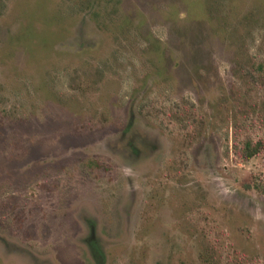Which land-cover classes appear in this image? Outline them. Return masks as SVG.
I'll list each match as a JSON object with an SVG mask.
<instances>
[{"label": "rangeland", "instance_id": "rangeland-1", "mask_svg": "<svg viewBox=\"0 0 264 264\" xmlns=\"http://www.w3.org/2000/svg\"><path fill=\"white\" fill-rule=\"evenodd\" d=\"M263 60L264 0H0V264H264Z\"/></svg>", "mask_w": 264, "mask_h": 264}, {"label": "trees", "instance_id": "trees-1", "mask_svg": "<svg viewBox=\"0 0 264 264\" xmlns=\"http://www.w3.org/2000/svg\"><path fill=\"white\" fill-rule=\"evenodd\" d=\"M248 65H251V70H249V72L247 73L248 76L250 77L248 79V83H252V82L257 83V80L264 81V60L257 62V65L252 64V61H251ZM253 73H256V74L253 75ZM237 93L238 92H236V94ZM189 116L190 117L185 115V119H183V118L177 117L176 115H171V118L174 121L178 123L179 122L184 123L182 128L186 131V135H190L188 134L190 127L188 124H185L187 123L186 121H189V120L196 121L195 115L190 114ZM234 138H235V141L233 143L234 153L236 156L240 157L241 159L247 160L251 158L252 156H254L255 154L259 153V151L264 148L263 138L259 137V138L253 139L251 134H242L241 126H239V124L235 126ZM254 188L258 192L264 194V179L261 182L255 183ZM90 244H91V247H90L91 251L97 260V264H101L104 258L102 252L99 251V247L97 243H95V241H90ZM203 259L207 264H216L215 257L213 254V249H211L210 253L206 252L203 256Z\"/></svg>", "mask_w": 264, "mask_h": 264}]
</instances>
